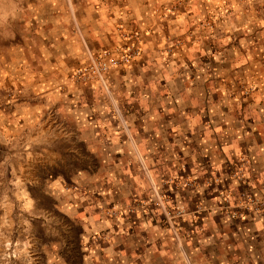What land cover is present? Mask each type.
Instances as JSON below:
<instances>
[{"label": "rangeland", "instance_id": "rangeland-1", "mask_svg": "<svg viewBox=\"0 0 264 264\" xmlns=\"http://www.w3.org/2000/svg\"><path fill=\"white\" fill-rule=\"evenodd\" d=\"M105 1L0 0V264H264V220L244 230L264 212L246 156L218 169L196 142L130 133L137 120L110 103L109 71L108 93L75 77L87 50L117 53L125 35L140 53L122 29L115 48L90 47L89 4ZM232 2L198 30L213 39L235 15L255 16L243 45L264 49V0ZM62 54L58 68L42 63ZM91 83L76 98L67 88Z\"/></svg>", "mask_w": 264, "mask_h": 264}, {"label": "crops", "instance_id": "crops-1", "mask_svg": "<svg viewBox=\"0 0 264 264\" xmlns=\"http://www.w3.org/2000/svg\"><path fill=\"white\" fill-rule=\"evenodd\" d=\"M220 2L90 3L85 35L95 52L118 46L122 30L139 36V55L110 68L107 74L110 103L126 114L128 121L137 120L136 125L129 121L130 133L153 135L156 139L170 135V143L179 150L196 142L202 157L207 158L205 165L218 169L246 156L251 163L248 181L264 185V49L243 45L247 39L257 37L254 26L259 19L235 15L233 22H225L210 39L208 31H199L196 24L209 18ZM232 5L240 6L238 0ZM233 23L240 26V32L234 31L237 26ZM112 56L118 58V53ZM64 57L58 55L54 61L45 58L42 63L47 68H58L65 64ZM92 85L97 84L67 88L76 98V92ZM18 125L21 127L22 122ZM135 126L137 129L132 131ZM139 147L144 148L142 144ZM261 220L264 212L249 217L251 229L244 230H260Z\"/></svg>", "mask_w": 264, "mask_h": 264}, {"label": "built area", "instance_id": "built-area-1", "mask_svg": "<svg viewBox=\"0 0 264 264\" xmlns=\"http://www.w3.org/2000/svg\"><path fill=\"white\" fill-rule=\"evenodd\" d=\"M123 38L128 42L118 50V58L112 54L103 53L100 56L92 55L87 50L88 66L76 72L75 77L83 81H96L107 93L106 74L110 68L121 64L128 63L136 58L139 49L135 46L137 38L135 36L125 35Z\"/></svg>", "mask_w": 264, "mask_h": 264}]
</instances>
